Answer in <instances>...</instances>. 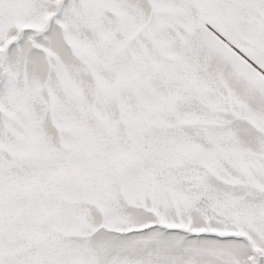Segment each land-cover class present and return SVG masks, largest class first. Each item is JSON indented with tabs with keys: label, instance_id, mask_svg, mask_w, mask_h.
I'll return each instance as SVG.
<instances>
[{
	"label": "snow or ice",
	"instance_id": "1",
	"mask_svg": "<svg viewBox=\"0 0 264 264\" xmlns=\"http://www.w3.org/2000/svg\"><path fill=\"white\" fill-rule=\"evenodd\" d=\"M0 264H264V0H0Z\"/></svg>",
	"mask_w": 264,
	"mask_h": 264
}]
</instances>
